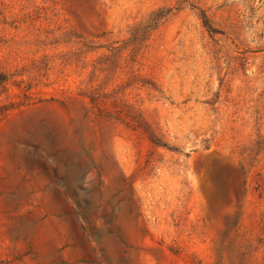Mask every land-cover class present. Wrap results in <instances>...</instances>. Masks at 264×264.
<instances>
[{
	"label": "rangeland",
	"instance_id": "obj_1",
	"mask_svg": "<svg viewBox=\"0 0 264 264\" xmlns=\"http://www.w3.org/2000/svg\"><path fill=\"white\" fill-rule=\"evenodd\" d=\"M0 264H264V0H0Z\"/></svg>",
	"mask_w": 264,
	"mask_h": 264
}]
</instances>
